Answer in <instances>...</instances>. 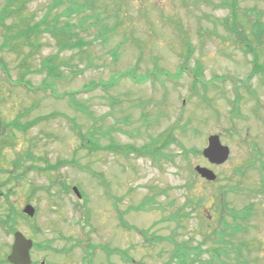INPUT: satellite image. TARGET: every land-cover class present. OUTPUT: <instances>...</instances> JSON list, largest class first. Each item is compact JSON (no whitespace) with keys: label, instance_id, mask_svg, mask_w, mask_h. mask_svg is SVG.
I'll return each instance as SVG.
<instances>
[{"label":"rangeland","instance_id":"1","mask_svg":"<svg viewBox=\"0 0 264 264\" xmlns=\"http://www.w3.org/2000/svg\"><path fill=\"white\" fill-rule=\"evenodd\" d=\"M55 1L29 0L6 21L17 29L0 26L5 155L22 162L12 201L35 208L21 234L32 239L37 227L61 264H166L172 241L195 245L219 226L223 200L253 208L231 240L247 249L221 264H264V0H72L89 7L70 16L69 0L49 12ZM42 20L63 35L8 40ZM66 37L81 46L59 53L61 77L37 74ZM170 132L157 162L126 153ZM211 135L230 149L222 165L201 155ZM195 166L217 179L202 180ZM199 258L210 262L207 251Z\"/></svg>","mask_w":264,"mask_h":264},{"label":"trees","instance_id":"2","mask_svg":"<svg viewBox=\"0 0 264 264\" xmlns=\"http://www.w3.org/2000/svg\"><path fill=\"white\" fill-rule=\"evenodd\" d=\"M69 1H71L72 6L66 7L65 14L67 16H70L72 14H77L80 11H84L85 8L89 7V4L79 5L72 0ZM226 1L227 0H223V3L229 4L231 8L235 7L236 0H232L231 3H228ZM28 2L29 0H7L2 10H0V26L5 27L7 30L10 31L17 29L16 27L19 26L20 23L19 24L12 23L11 25L6 26V21L9 19H14L15 17L17 18L21 17V12L22 10H24ZM60 5H62V1L56 0L54 4H52V6L50 7L49 12L53 11L54 8L59 7ZM57 19L58 17H56L55 20ZM19 21L21 22L23 20L20 19ZM44 27H47V22L44 20L35 23L33 25H27L24 30H21L16 34L8 37V40L11 42L18 39H25L26 44L29 45L30 44L29 40L31 38H37L41 36L43 32H49V33L61 34V35H63L64 33L61 30H56L53 28L44 29ZM70 28L71 27L68 26L64 31L70 33ZM65 40L66 41L58 42V52L56 55L44 58L41 61L38 70H35L37 74H44L47 78H50L51 80H54L57 77H61L62 66L58 65L59 53L65 50L80 48L81 46V43H79L78 41L75 43L71 42V38L66 37ZM3 45H6V41H4ZM249 50L254 57V69H257L258 68L257 59L255 53L253 52L254 49L249 48ZM0 64L2 65L1 70H4L5 68L1 61ZM126 75L129 76L130 79L135 80L134 75L132 76V74L129 73L128 74L126 73ZM135 81L138 82L137 79ZM114 82H116V80H113V82L111 83ZM236 106H237L236 103H234L233 115H236ZM50 116H54V115H50ZM50 116H47L46 118H50ZM12 126L15 128L18 127L15 123H13ZM171 134H172L171 132L163 133L159 137L155 139H151L150 144H145L144 146L140 147V149L136 148L135 146H129L126 148L127 149L126 153L132 152V153H136V155L138 156H147V157L151 156L153 160L157 162L160 149L162 147L167 146V144L169 143V139L173 138ZM89 141L91 140L87 138V142ZM113 145L114 144H111L110 147H112ZM150 145L158 146L159 147L157 149L158 151H155V147ZM115 151H116V147H115ZM150 151H154V152H150ZM195 154H200V152L196 151ZM220 197L221 198L224 197V194L221 193ZM252 208L253 205L249 204L240 211L230 209L228 207V204L222 200L220 206V211L222 213V216L220 217L221 219L220 223H218L219 226L216 229L211 230L209 233L205 234L202 239L203 242H199L195 245L190 244V242H188L187 240H183L180 242L172 241L174 244V249L166 264H196L200 261L201 258H199V256L203 251H207L209 253L210 262L208 264H221L222 262L221 257H227L232 252L233 253L236 252L235 256L239 257L240 256L239 252L242 249V247L244 246L247 249V246L242 243L238 245H234V243L231 240L238 231L243 230L240 221L246 222L250 217H252V212H251ZM226 218H229V221H226ZM147 231L141 232V234ZM147 241H149V239ZM207 242L210 243L211 247L206 248V250H203L202 245ZM149 243H152V240H150ZM114 251L122 255L123 257V252H121L120 250H113V252Z\"/></svg>","mask_w":264,"mask_h":264},{"label":"flooded vegetation","instance_id":"3","mask_svg":"<svg viewBox=\"0 0 264 264\" xmlns=\"http://www.w3.org/2000/svg\"><path fill=\"white\" fill-rule=\"evenodd\" d=\"M0 122V237L3 238L6 236L8 238V242L0 244V264H11L8 261V257L12 251L15 234L21 233L18 229L20 221L23 218H29L31 220L34 217L35 208L32 206L33 216L30 217L24 212L25 207L29 204L23 206L20 199L18 201H12L13 197H16L15 192L18 189L19 182L22 180L21 155L15 153L12 159H8L7 155H5L6 151L10 150L5 145L8 131L4 132L3 123L2 121ZM75 197L78 199L81 198V196ZM20 198L22 199L21 196ZM33 232V238H28L32 242L29 250V264H61V259L52 258L54 253L59 250L52 248L48 240L38 242L37 235L39 233L37 227L33 229ZM102 250L110 251L106 247H102ZM59 256H67V253H60ZM89 262H91V259H89Z\"/></svg>","mask_w":264,"mask_h":264},{"label":"water","instance_id":"4","mask_svg":"<svg viewBox=\"0 0 264 264\" xmlns=\"http://www.w3.org/2000/svg\"><path fill=\"white\" fill-rule=\"evenodd\" d=\"M229 148L224 146L218 135H211L207 138V146L202 150V156L211 165H222L229 157ZM194 171L204 180L208 182H213L216 180L215 174L204 167L195 166ZM73 193L80 197V193L77 188H72ZM24 212L28 216H33V208L31 206H26ZM31 248V241L25 239L22 234L16 233L14 236V244L12 246V251L8 257V261L11 264H29V250Z\"/></svg>","mask_w":264,"mask_h":264}]
</instances>
